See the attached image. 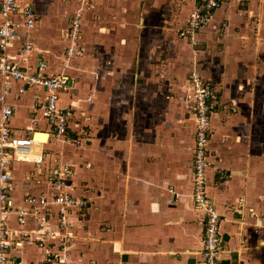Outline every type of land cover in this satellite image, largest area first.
<instances>
[{"label":"crops","instance_id":"obj_1","mask_svg":"<svg viewBox=\"0 0 264 264\" xmlns=\"http://www.w3.org/2000/svg\"><path fill=\"white\" fill-rule=\"evenodd\" d=\"M18 1L34 12L32 45L27 60L17 40L8 52L24 70L43 61L69 77L59 105L72 109L69 131L80 144L51 134L35 106L41 90L18 93L22 84L11 82V133L42 145L10 163L8 196L16 206L50 195L54 166H66L65 185L86 207L71 210L65 227L47 220L66 243L18 237L8 257L44 264L49 250L64 264H204V214L192 195L194 70L218 98L205 185L221 216L219 264H264V0H222L192 39L178 30L194 0ZM74 17L81 53L65 57ZM52 143L70 147L67 156ZM7 224L18 228L14 214Z\"/></svg>","mask_w":264,"mask_h":264},{"label":"built area","instance_id":"obj_2","mask_svg":"<svg viewBox=\"0 0 264 264\" xmlns=\"http://www.w3.org/2000/svg\"><path fill=\"white\" fill-rule=\"evenodd\" d=\"M222 0H194L186 23L179 28L178 35L192 39L195 32L207 24L214 10L221 6ZM0 264H20L8 257L12 244L17 245L21 240L34 235L39 247H44V238L50 242L58 240L59 244L66 243V236L51 230L47 220L55 218L59 227L67 226L71 210L86 207V201L74 196L71 188L65 185V177L69 173L66 166H54L50 174V195H26L22 205H13L9 198L10 178L9 165L12 161L31 160L33 149L41 147L42 142L32 135L17 136L11 133L8 121L12 114V106L5 103V96L11 91V82H20L18 93L28 87L41 90L44 98L35 106L42 110V115L49 131L63 140L80 144L78 137H73L69 131L73 111L70 107L59 105V93L69 85V77L62 73L47 72L46 63L38 62L34 72L24 70L13 63L8 49L19 41V50L27 54L31 48L29 31L34 27L35 16L32 7L22 5L18 0H0ZM68 44L64 56H77L81 53L79 44L80 26L77 17L70 20L67 32ZM192 111L195 118V141L193 147L192 178L193 200L196 208L204 214L203 239L201 255L204 264H219L220 259V222L221 216L206 193V146L211 132V113L217 103V93L209 80L197 74L194 70L188 76ZM14 214L18 228L7 224V215ZM31 222L33 229L26 230L25 224ZM19 237V240L16 241ZM16 239V240H15ZM47 244V243H46ZM64 264L58 253H46L44 264Z\"/></svg>","mask_w":264,"mask_h":264},{"label":"rangeland","instance_id":"obj_3","mask_svg":"<svg viewBox=\"0 0 264 264\" xmlns=\"http://www.w3.org/2000/svg\"><path fill=\"white\" fill-rule=\"evenodd\" d=\"M70 21H68L67 23L69 24ZM80 39V38H79ZM64 47V46H63ZM53 142V141H52ZM47 148H50L51 151H57L58 150H62V152L67 156L68 151L70 150V147H68L67 145H63L61 143H58L57 145H55L54 143L51 144V146L46 145ZM63 161H68V160H63ZM69 162V161H68Z\"/></svg>","mask_w":264,"mask_h":264}]
</instances>
